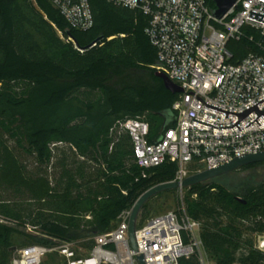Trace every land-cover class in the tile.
<instances>
[{"label":"trees","instance_id":"1","mask_svg":"<svg viewBox=\"0 0 264 264\" xmlns=\"http://www.w3.org/2000/svg\"><path fill=\"white\" fill-rule=\"evenodd\" d=\"M89 1L93 26L79 30L49 0H0V264H11L18 249L33 244L53 247L89 238L81 245L91 250L94 237L115 228L144 191L175 177L171 161L138 166L131 137L120 129L126 119H141L155 139L176 123L172 105L179 94L156 75L149 17L108 0ZM206 4L216 9L214 0ZM227 49L233 63L250 52L264 54V35L245 26ZM80 92L87 100L72 111ZM58 143L70 144L79 159L74 167L61 161L54 190L47 171ZM25 159L33 160L35 175L28 174ZM258 164L264 162L241 169ZM44 189L45 195L54 190L60 210L24 218L19 197L32 199ZM186 191L185 214L199 222L201 244L214 264H264L253 243L255 235H264V181L233 191L213 179ZM80 208L93 215L92 222L76 217ZM27 225L41 237L25 232ZM19 236L27 238L21 247L13 242ZM178 264L200 262L194 253Z\"/></svg>","mask_w":264,"mask_h":264},{"label":"built area","instance_id":"2","mask_svg":"<svg viewBox=\"0 0 264 264\" xmlns=\"http://www.w3.org/2000/svg\"><path fill=\"white\" fill-rule=\"evenodd\" d=\"M72 28L86 30L94 18L89 0H49ZM138 9L149 17L146 34L157 51L156 69L184 92L172 105L177 113L174 126L164 129L151 139L149 123L141 119H126L120 129L132 141L135 163L143 168L159 166L165 161L177 165L172 181L211 169L239 157L264 151V115L251 112L233 128L237 114L264 99V54L250 52L239 62H231L227 44L243 36L249 26L264 35V22L248 17L250 11L263 13L264 0H236L230 10L216 19L206 0H108ZM193 91L194 94H189ZM264 111V101L258 104ZM259 116V117H258ZM258 117V118H257ZM257 118V121H254ZM254 121V122H253ZM253 122V123H252ZM252 123L249 127H247ZM195 166V169H191ZM131 209L118 216L112 230L94 237L88 253H77L73 242H60L53 247L41 244L18 249L11 264H41L51 251L58 252L66 264H178L195 252L197 242L184 239L183 233L198 227L199 222L182 219L178 212L151 217L136 228L138 250L129 239Z\"/></svg>","mask_w":264,"mask_h":264},{"label":"rangeland","instance_id":"3","mask_svg":"<svg viewBox=\"0 0 264 264\" xmlns=\"http://www.w3.org/2000/svg\"><path fill=\"white\" fill-rule=\"evenodd\" d=\"M78 99L74 100L70 108L73 111V109H76V107L82 106V100L86 101V94L84 92H80L78 94ZM97 94L94 95L92 98L96 99ZM118 131V130H116ZM115 132V130H114ZM54 148V157H53V165L48 169L47 174L49 177V184L48 187L51 189H54L56 187V180L60 177L62 171H63V165L61 163L64 162L66 166H72L74 167L76 165V161L79 159V156L76 155L75 150L72 148L70 144L65 143H58L53 146ZM26 165V170L28 171V174L35 175L36 169L33 164L32 159H25L23 160ZM90 164V163H89ZM195 166H191V169H195ZM216 182L224 185L226 188L230 190H239V188L244 183H249L252 185L260 184L264 181V166L260 168H253L248 170L239 169L236 171H233L231 173L224 174L222 176H219L214 179ZM47 187V188H48ZM50 189V193L48 192V195H45L44 193L45 189L43 190V193L38 194L32 199H29V195H21L20 203L17 209L20 211L21 215L24 218L29 219L30 217H35L37 213L43 212L44 214H52L56 210H60V201H58L57 195H54V190ZM187 193L186 189H172L167 190L161 193H158L157 195L153 196L151 199L148 200V208L147 211L148 216L145 220L141 222L140 216L137 220V227L142 226L148 219L154 216H158L167 212H178L182 219L188 221L186 219V214L184 211V196ZM53 195V196H51ZM69 203V202H68ZM76 217L83 222L90 223L93 221V215L90 212H87L83 209H77L76 211ZM190 222H193L189 218ZM190 232L186 233V236L188 237V240H192L194 238V241L197 242V245L195 246V254L197 255L200 264H214V262L210 259L209 255L204 250L201 241H200V232H201V226L198 227H192L189 229ZM25 232L30 233L32 236H34V239H38L41 237L40 233L36 231V229L32 225H27L25 228ZM27 238L24 236H19L14 239V243L18 245V247L23 246L25 244V241ZM33 239H31L32 241ZM89 238L73 242V248H75L78 253H88L89 250H87L83 245H81L83 242L88 241ZM264 240V235H255L254 236V246L256 249L259 250V252L264 254V248L261 247V241ZM41 264H65V259L56 251H51L48 254H46L41 262Z\"/></svg>","mask_w":264,"mask_h":264},{"label":"water","instance_id":"4","mask_svg":"<svg viewBox=\"0 0 264 264\" xmlns=\"http://www.w3.org/2000/svg\"><path fill=\"white\" fill-rule=\"evenodd\" d=\"M214 1L216 4V9L212 12V14L216 19L222 18L236 2V0H214ZM261 10L263 11V13L251 10L250 15L248 17H251L253 19L264 22V8L262 7ZM54 29H55L58 37L62 41H65V37L63 36L61 31L59 29H57L56 27H54ZM156 75L163 80L164 85L170 91H172L174 93L184 92L183 88L178 86L177 84L173 83L167 77V75L164 72L157 70ZM189 94L196 95L193 91H190ZM197 98L200 99L203 103H205L208 107H212V108L226 112L227 113L226 117H228V113L237 114L239 120L232 126L217 127V126H213V125L207 124L205 122L193 119L195 121L204 123L206 125H209V126H212L215 128H233L235 125L239 128V126L237 124L253 111H255L259 116L264 115V111L259 110V108H258V104L263 102L264 99L262 101L256 103L255 105L251 106L250 108L246 109L245 111H243L241 113H237V112L227 111V110H223L219 107L209 105L204 100L199 98L198 96H197ZM257 118L254 121H257ZM252 123H250L247 127H249ZM261 162H264V151L256 153V154L245 153V154L240 155L239 157L234 158L233 160H231L229 162H226V163L221 164L219 166H216L214 168L206 169V170L194 173V174L186 177L185 179H183L181 182L180 181L164 182V183H160V184H157L155 186H152L149 189H147L146 191H144L138 197V199L135 201V203L133 204V206L131 208L130 218H129V230H128V232H129V239H130V242H131L133 249L138 250V244H137L136 237H135V231L137 228V220H138L139 214H140L141 209L143 208L144 204L149 199H151L153 196L157 195L158 193L167 191V190L190 188L192 186L213 180V179H215L219 176H222L224 174L239 170V169H241L245 166H248L250 164L261 163ZM137 257H138V260L141 264H145L143 254L141 256H137Z\"/></svg>","mask_w":264,"mask_h":264},{"label":"flooded vegetation","instance_id":"5","mask_svg":"<svg viewBox=\"0 0 264 264\" xmlns=\"http://www.w3.org/2000/svg\"><path fill=\"white\" fill-rule=\"evenodd\" d=\"M262 166H264V164H258V165L254 166L252 168H249V169H253V168H257L258 169V168H260ZM243 170H248V169H243Z\"/></svg>","mask_w":264,"mask_h":264},{"label":"bare ground","instance_id":"6","mask_svg":"<svg viewBox=\"0 0 264 264\" xmlns=\"http://www.w3.org/2000/svg\"><path fill=\"white\" fill-rule=\"evenodd\" d=\"M261 247L264 248V240L261 241Z\"/></svg>","mask_w":264,"mask_h":264}]
</instances>
